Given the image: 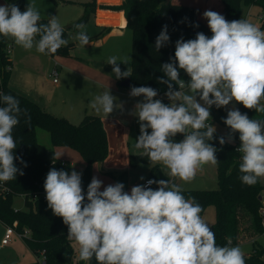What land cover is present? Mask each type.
Here are the masks:
<instances>
[{"label": "clouds", "instance_id": "clouds-1", "mask_svg": "<svg viewBox=\"0 0 264 264\" xmlns=\"http://www.w3.org/2000/svg\"><path fill=\"white\" fill-rule=\"evenodd\" d=\"M203 18L211 37L197 32L195 39H178L174 57L161 65L166 79L158 82L167 85L165 96L170 103L158 99V90L152 87L130 89L131 97L143 98L131 113L140 125L135 148L142 150L152 164H162L171 177L184 182H190L205 164H218V149L209 143L216 138V127L208 123L213 106L219 109L234 101L264 113V30L247 19L228 21L212 10L204 11ZM40 21L39 10L30 3L23 12L15 3L0 5V36L11 37L26 50L35 47L41 54H56L67 46L69 41L56 16H50L47 23ZM74 27L79 30V43L88 45L86 25L78 23ZM169 42L164 25L155 49L159 51ZM118 59L112 56L106 62L113 66L116 79L130 77L131 71L122 72ZM181 70L188 81L180 77ZM116 99L108 88L94 97L90 107L97 115L108 116L122 108L114 103ZM21 115L26 122L30 119L15 96L0 93V182L24 174L14 163L17 144L13 130ZM223 123L231 131L227 141L219 137V143H231L234 134H239V178L246 185H255L264 177V120L249 118L233 105ZM178 134L183 139L176 141ZM20 162L27 167L23 160ZM153 184L157 185L155 189ZM102 185L94 176L85 194L80 173L55 167L45 178L48 208L68 227L67 238L78 246L79 261L95 258L97 264H245L239 246L217 245L215 233L201 215L202 206L194 197L186 198L178 184L149 179L130 192L120 182L101 191Z\"/></svg>", "mask_w": 264, "mask_h": 264}, {"label": "trees", "instance_id": "trees-1", "mask_svg": "<svg viewBox=\"0 0 264 264\" xmlns=\"http://www.w3.org/2000/svg\"><path fill=\"white\" fill-rule=\"evenodd\" d=\"M218 1L219 8H213L212 11L222 14L228 21L240 20L242 6H257L261 9V14H264V0ZM50 2L56 6L72 4L62 0ZM13 3L21 8L24 0H14ZM83 7V16L69 28H63L64 38L69 41L67 46L61 47L56 54H49L52 58L70 55L75 46L70 42V33L77 31L74 25L78 23L86 25L98 8L96 0L83 4ZM100 8L124 12L127 28L132 33V59L127 63L131 68L129 90L133 86H148L157 89L158 95H164L168 90L167 85L158 82L162 77L166 79L161 71V65L169 62L170 57H174L175 42L180 38L185 41L195 39L197 32L212 35L202 12L176 11L172 4L166 3V0H123V4L118 7ZM40 22L47 23L48 20L41 19ZM197 24L198 27L193 26ZM164 25H167L170 42L157 51L155 41ZM261 28L264 30V19L261 20ZM9 46L5 37L0 36V93L15 96L20 102L21 109L27 110L30 119L26 122V117L21 115L20 123L13 130L17 144L14 150L17 159L14 163L24 174L17 173L15 180L0 182V223L6 228H15L33 254L37 258L42 256V262L37 260L32 264H74L77 251L73 242L67 238L68 227L61 217L50 214L46 200L34 198L44 187L50 169L55 167L57 170L71 173L72 166L55 159V150L39 142L37 131L42 129L48 132L53 148L67 147L80 154L84 161L81 175L85 194L92 179L94 165L108 158V135L103 120L97 115L87 114L79 124H73L64 117L45 111L35 101L15 91L10 85L13 62L8 53ZM180 77L185 81L189 80L183 70L180 71ZM174 88L179 90L177 85H174ZM210 112L218 125L231 131L223 123L227 111L214 107ZM242 113H246L249 118L253 117L252 110L244 108L243 105ZM214 136L216 138L209 143L218 149L217 189L183 190V194L186 198L194 197L202 206L201 215L207 208H215L216 220L211 230L215 233L216 243L219 246H232L240 242L242 235L249 237V240L264 235V179L258 178L257 183L252 186L242 183L239 178L241 154L231 143L221 145L219 137L223 136L216 133ZM181 139L183 136L180 134L175 137L176 141ZM234 139L239 140L238 133L234 134ZM225 140L227 141L226 138ZM21 160L27 167L20 162ZM143 164L153 165V172L158 168V164H152L146 155L130 157L132 168ZM17 197L24 198L26 209L15 208ZM244 258L245 264H264V247L256 249L251 255H244ZM87 262L97 264L95 258Z\"/></svg>", "mask_w": 264, "mask_h": 264}, {"label": "crops", "instance_id": "crops-1", "mask_svg": "<svg viewBox=\"0 0 264 264\" xmlns=\"http://www.w3.org/2000/svg\"><path fill=\"white\" fill-rule=\"evenodd\" d=\"M5 1L8 2V0ZM66 1L72 2V4L64 5L75 7L76 9L74 10L76 11H73L74 15L77 14V17L80 19L84 14L83 4L91 0ZM96 4L98 8L86 24V31L90 37V43L85 45V47L89 50L92 48L102 50L98 52L99 55L90 54L91 56L76 57L72 54L70 58H52L49 54L37 52L35 47L31 50L23 48L25 55L22 63L25 65V68L21 67L20 71H17L14 70V57L12 51L10 53L13 62L10 80L11 87L20 94L35 101L45 111L59 117H64L74 124L80 123L87 114L97 115L90 107V103L94 97L107 91L108 88L110 93L115 97L120 93V88H122L120 87V83L126 79H116L115 74L112 72V67L106 62L109 57H120L123 55V53H121L122 48H128L129 42L132 39V34L127 28V20L124 12L100 8L101 6L118 7L123 4V0H96ZM171 4L176 11L181 10L191 13L202 12V14L206 10L219 8L218 0H172ZM56 7L59 6L57 5ZM45 16L46 15L41 14V19H45L42 18ZM46 17L50 18V16ZM166 24H168V22ZM69 27L70 25L66 28ZM78 31L79 30L70 33V42L74 43V45L78 43V41H76ZM5 39L12 50L15 44L14 40L11 37H5ZM28 53H34L43 59L46 65L39 69L30 66L29 62L25 64L24 60ZM128 53L126 54L128 55ZM35 55H30V57L36 58ZM120 60L121 58L118 59V63H121L119 62ZM129 69L131 71L130 67ZM53 70H57L58 73L55 91L63 90V99L60 106L55 103V100L44 87V81L52 76ZM123 71H126V69H122V72ZM60 74L62 76V83L59 80ZM70 88L73 90V93L70 92ZM136 98L138 99L132 104L128 103L129 101L125 99H116L114 103L121 104L122 108L115 109L108 116H104L103 114L97 115L103 120L108 135L109 154L105 161L94 165L92 178L95 176L103 182L101 191L104 186L120 182L124 184V190L130 192L133 186L144 185L145 181L148 179L157 181L162 179L169 180L178 184L185 190V187H188L194 178H198L197 174L190 182H184L176 177H171L168 174V169L160 163H157L158 168L154 172L152 170L153 165L150 164L139 165L136 168L131 167L130 157L132 155H144L142 150L135 148L136 140L140 135V125L138 117L131 113L134 110L135 104L143 99L142 97ZM157 98L161 99L163 102L170 103L165 94L158 95ZM208 123H211V121H208ZM149 131L151 130L149 129ZM215 133L217 134V130ZM55 154H62L58 160L63 163H69L72 166V170L81 174L84 169V161L79 153L67 147H56ZM141 177H143V179H141ZM198 183V181L192 182L193 185ZM156 187L157 185L154 184L153 188L155 189ZM4 226L5 225L2 223L0 224V252L8 255L9 260L7 261L17 264L35 263L37 261L36 256L33 255V252L28 248L23 239L18 238L17 235H14L6 246H2V241L7 231V228L5 230ZM3 230H5L4 235L2 233ZM247 240H249V237L242 235L239 243H243ZM10 245L12 246L10 247ZM84 262L85 261H81V264Z\"/></svg>", "mask_w": 264, "mask_h": 264}, {"label": "rangeland", "instance_id": "rangeland-1", "mask_svg": "<svg viewBox=\"0 0 264 264\" xmlns=\"http://www.w3.org/2000/svg\"><path fill=\"white\" fill-rule=\"evenodd\" d=\"M13 1L14 0H8L9 3H13ZM62 1H66V0H62ZM8 2L5 0H1L0 5L6 4ZM29 3L34 5L39 10L40 14H44L46 16H56L58 21H60V24L63 26L62 28H66L69 25L71 26V24L73 25L79 19V17H77V14L74 15V12H73V11H76V10H74V9H76L75 7L67 6L64 4H59L58 5L59 7H56L52 2H50V0H24V4L20 8V10L23 12ZM260 14H261V9L257 6H251V7L242 6L240 19H247L251 23H254L257 26L261 27V20L259 19ZM46 16L42 17V18L49 19V17H46ZM205 35L211 37V35H208V34H205ZM76 41H78V40L76 39ZM75 46H74V49L70 51L69 56H57V57L58 58L59 57L70 58L72 56V54L76 57H82V56L85 57L86 55L91 56L90 54H93V55L98 54L99 55L98 52L102 51V50H99L96 48H92L90 50L86 49V47L82 46L79 43V41H78V43H76ZM11 51H12L13 57H14V70L20 71L21 67L25 68V65L22 63V60H23L24 55H25L23 47L14 44ZM121 53H123V55H121L118 58H121V60H127L128 62L131 61V59H132V39L129 42L128 48L127 49H126V47L122 48ZM126 53H128V55ZM30 55H35V54L34 53L26 54V58H25L26 61L24 60L25 64H28V62H29L30 66L36 67L39 69L43 68L46 65V62L43 59H41L40 57H38L37 55H35L36 58L30 57ZM129 57H130V59H129ZM74 63H76V62H74ZM109 66L113 68L112 65H109ZM119 67L121 68V71H122V69H126V70L129 69V66L127 64L119 63ZM59 80L62 83L61 74H60ZM55 85L56 84L54 83V79L52 78V76L47 78L46 81H44L45 90L52 96V98L55 100V103L58 104V106H60L62 99H63V95H62L63 90L62 91H55ZM70 92L73 93V90H71V88H70ZM125 93L130 94V90L125 89V88H120V93H118L115 97L117 99L128 100L129 101L128 103H131V104L134 103L136 101V99H138L136 97H131L129 94H125ZM262 103H264V101H262ZM233 105H235V107L238 108L242 112V104L235 103L234 101L232 103H230L228 106L222 107L220 109L227 111ZM213 108L214 107H212L211 109H213ZM252 116H253L252 117L253 119L264 120V113H259V112H256L255 110H252ZM209 121H211V123L216 127L218 135L223 136L225 138L228 137V134H229L228 129L223 127V126L218 125L213 120L212 114H211V119H209ZM77 124H79V123H77ZM37 137H38L39 142L42 145H44L47 148L55 150V148H53V145H52V142H51V139H50L48 132H46L42 129H38ZM132 144H133V139H132ZM197 172H198L197 173L198 178H196V179L194 178L192 182L198 181L199 183L196 185H193L191 182L188 185V187H185L186 188L185 190L211 191V190L217 189L218 185H217V166L216 165L206 164L201 169H199ZM200 177H202V178H200ZM14 206L16 209H23V210L26 209L25 204H24V198L23 197H17L15 199ZM49 211H50V214H53L51 209H49ZM202 217L204 218L205 222L209 225V227L211 229L212 225L215 223V220H216L215 208L214 207L207 208L205 210V212L203 213ZM4 229L6 230L5 226H4ZM5 230L2 231L3 235H4ZM11 246L12 245H10V247ZM232 246H239L242 249L245 256L251 255L254 252H256V249H258L260 247H264V235L254 239V240H247L243 243H237V244L232 245ZM74 247L77 251V257L74 261V264H81V261L78 260V251H79L78 246H74ZM34 258H35V256H34ZM36 259L38 261L42 262L43 258L40 255V257L39 258L36 257ZM7 260H9L8 255L4 254L3 252H0V264H11V263L17 264V263H13V262L7 261ZM83 264H88V262H84Z\"/></svg>", "mask_w": 264, "mask_h": 264}, {"label": "built area", "instance_id": "built-area-1", "mask_svg": "<svg viewBox=\"0 0 264 264\" xmlns=\"http://www.w3.org/2000/svg\"><path fill=\"white\" fill-rule=\"evenodd\" d=\"M1 1V0H0ZM259 19L260 20H263L264 19V14H260L259 15ZM8 53L10 54L11 53V47L9 46L8 47ZM52 76L54 78V83H57V79H58V73H57V70H53V73H52ZM227 139V138H226ZM240 141L239 140H236V139H233V142H231L232 145H234L235 149H237L239 146H240ZM239 153V152H238ZM241 154V153H240ZM242 156V154H241ZM149 180V179H148ZM146 180L144 185H146V182L148 181ZM154 185V184H153ZM152 185V187H153ZM46 193H45V190H44V187L37 193L35 194L34 198L38 199H43V200H46ZM17 235L19 238L22 239V235L18 234L16 231H15V228H7V231H6V234H5V237L2 241V246H6L12 239V237L14 235ZM27 234V233H26Z\"/></svg>", "mask_w": 264, "mask_h": 264}, {"label": "water", "instance_id": "water-1", "mask_svg": "<svg viewBox=\"0 0 264 264\" xmlns=\"http://www.w3.org/2000/svg\"><path fill=\"white\" fill-rule=\"evenodd\" d=\"M172 0H166L167 4H171ZM131 86V80L129 77H127L124 81L120 83V87L122 88H129ZM260 200H262V197H260Z\"/></svg>", "mask_w": 264, "mask_h": 264}]
</instances>
